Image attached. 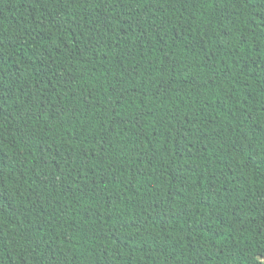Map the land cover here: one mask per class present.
<instances>
[{"label":"trees","instance_id":"obj_1","mask_svg":"<svg viewBox=\"0 0 264 264\" xmlns=\"http://www.w3.org/2000/svg\"><path fill=\"white\" fill-rule=\"evenodd\" d=\"M264 0H0V264H264Z\"/></svg>","mask_w":264,"mask_h":264},{"label":"snow or ice","instance_id":"obj_2","mask_svg":"<svg viewBox=\"0 0 264 264\" xmlns=\"http://www.w3.org/2000/svg\"><path fill=\"white\" fill-rule=\"evenodd\" d=\"M260 260H261L262 262H264V256H261V257H260Z\"/></svg>","mask_w":264,"mask_h":264}]
</instances>
